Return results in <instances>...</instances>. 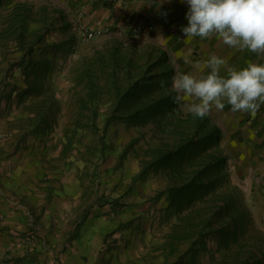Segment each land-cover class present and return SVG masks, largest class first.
Returning <instances> with one entry per match:
<instances>
[{
  "label": "rangeland",
  "instance_id": "374dc122",
  "mask_svg": "<svg viewBox=\"0 0 264 264\" xmlns=\"http://www.w3.org/2000/svg\"><path fill=\"white\" fill-rule=\"evenodd\" d=\"M5 4L0 0V139L12 141V153L25 154L32 192H46L39 222L33 217L25 233L37 237L45 230L60 243L83 222L94 221L97 209L111 206L106 213L122 215L134 245L159 238L162 243L152 242L149 252L160 247L176 264H264L263 150L249 142L248 132L208 112L221 136L207 152L226 158L227 182L215 193L202 187L194 198L175 196L173 189L190 183L202 159L151 165L180 149L195 130L185 121L193 99L174 89L173 78L160 89L159 74L170 72L163 67L168 57L162 53L151 66L145 47L153 44L133 29L95 30L87 41L90 30L67 34L59 19H44L41 28L34 18L16 26L22 20L11 21ZM114 43L109 51L99 47ZM136 45L144 46L139 57ZM152 71L159 77L148 78ZM175 94L172 118L148 116L139 123L131 116ZM228 199L235 202L232 208L225 205ZM51 202L63 204V212H52L50 220L56 213L68 220L57 238L54 227L40 219ZM235 211L246 214L244 221L235 223ZM2 258L0 264L34 263Z\"/></svg>",
  "mask_w": 264,
  "mask_h": 264
},
{
  "label": "crops",
  "instance_id": "0c3cea01",
  "mask_svg": "<svg viewBox=\"0 0 264 264\" xmlns=\"http://www.w3.org/2000/svg\"><path fill=\"white\" fill-rule=\"evenodd\" d=\"M4 1L5 8L9 7L6 10L8 18L11 17V21L22 20L16 26L31 23L30 19L34 18L40 20L35 24L41 28L44 26V19L54 18L59 19L62 29L70 35L82 28L122 32L133 29L137 34L142 33L147 42L153 44L152 47H148L149 44L145 47L146 62L153 66L162 53L168 57L165 60L167 65L164 64L163 67L169 66L172 75L164 68L159 74L163 78H173L181 72H191L194 75L208 72L210 69L205 62L213 53L226 60L220 69L221 75H226L232 68L246 67L249 62L264 63V52L237 50L215 36L185 40L181 29L188 23L185 16L188 5L181 3V0H117L114 3H104L101 0ZM13 25L10 22V26ZM114 44L99 47L108 50L118 45ZM143 48L142 45H136L134 57L143 55ZM140 52L143 54H139ZM158 77L152 71L148 78ZM183 108L187 110L188 107ZM209 113L225 116L230 125H239L242 130H246L249 142L262 148L261 161L264 162V104L255 112L232 111L231 106L225 104L222 110L212 108ZM1 131L2 129L0 133ZM11 143L8 139H0V259L16 257L25 263L33 260V264H171V261L176 264V257L166 258L160 247L156 252H149L152 242L162 243L159 238L145 241L143 245H134L135 235H127L125 225H121L125 222L122 215L106 213L112 211L111 206L97 209L100 214L96 215L94 221L83 222L75 235L69 234L60 243L53 242V238L47 236L45 230L38 231L39 237L44 235L42 238L29 237L25 231L33 217H36V225L39 222L37 219L43 209L42 198L46 192H32L33 187L26 183V156L20 151L12 153ZM62 207L63 204L51 202L48 212L40 217L45 227H54L55 238L60 234L59 227L68 220L64 213H56L54 220H50V216L52 212H63Z\"/></svg>",
  "mask_w": 264,
  "mask_h": 264
},
{
  "label": "clouds",
  "instance_id": "9594fccd",
  "mask_svg": "<svg viewBox=\"0 0 264 264\" xmlns=\"http://www.w3.org/2000/svg\"><path fill=\"white\" fill-rule=\"evenodd\" d=\"M188 5V21L182 26L185 40L218 37L237 50L264 52V0H181ZM208 72L194 75L181 72L173 77V87L193 99L189 110L203 118L225 104L232 111L255 112L264 104V63L249 62L246 67L232 68L220 74L226 60L210 54ZM179 99V97H177Z\"/></svg>",
  "mask_w": 264,
  "mask_h": 264
},
{
  "label": "trees",
  "instance_id": "16d2710c",
  "mask_svg": "<svg viewBox=\"0 0 264 264\" xmlns=\"http://www.w3.org/2000/svg\"><path fill=\"white\" fill-rule=\"evenodd\" d=\"M171 72L172 71L170 69L169 74L172 75ZM161 79L162 80L159 82L160 89H164L167 87V81L170 78L167 77ZM177 106L178 99L177 95L175 94L174 96L171 95L170 97H167L163 100L155 99V101H153L151 104L137 110L131 116L138 120L139 123L146 122L148 116H151L155 120L164 121L167 120L165 114L170 115V117L176 115L175 113L178 111ZM166 107L168 108L165 109ZM188 114L189 116L185 119V121L193 124L195 127L193 136L183 142L184 144L180 147V149L169 153L167 156H163L162 158L153 162L151 165L159 163L163 166H169L171 163L173 164L183 160L196 161L198 158L202 159V161L199 163L201 168L195 172L194 178L190 181V183L185 184V186L182 188L173 189L175 191V196L184 192L189 199L194 198L193 194H195V192L202 187L207 194L209 191L215 193L227 182L228 174L225 170L226 158L222 157L221 152H216L214 150L212 152H207L208 148H211L214 143L219 141L221 136L220 128L216 124L212 123L211 119L207 116L200 118L194 117L191 112ZM193 137L198 139L197 143L194 142ZM234 204V200L228 199L225 205L230 208ZM235 212L236 213L231 216L232 219L235 220V223H238L240 219L244 221L246 214L243 211ZM238 227H241V224L238 225Z\"/></svg>",
  "mask_w": 264,
  "mask_h": 264
},
{
  "label": "built area",
  "instance_id": "2783aa9c",
  "mask_svg": "<svg viewBox=\"0 0 264 264\" xmlns=\"http://www.w3.org/2000/svg\"><path fill=\"white\" fill-rule=\"evenodd\" d=\"M101 1L104 2V3H114V2H116L117 0H101ZM94 33H95V32H93V31H87V32H86V35H85L86 40H91V39H93V37H94Z\"/></svg>",
  "mask_w": 264,
  "mask_h": 264
}]
</instances>
